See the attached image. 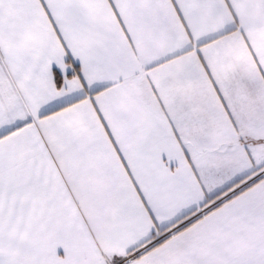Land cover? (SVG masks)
I'll return each instance as SVG.
<instances>
[{
  "label": "snow or ice",
  "instance_id": "snow-or-ice-1",
  "mask_svg": "<svg viewBox=\"0 0 264 264\" xmlns=\"http://www.w3.org/2000/svg\"><path fill=\"white\" fill-rule=\"evenodd\" d=\"M0 264H264V0H0Z\"/></svg>",
  "mask_w": 264,
  "mask_h": 264
}]
</instances>
